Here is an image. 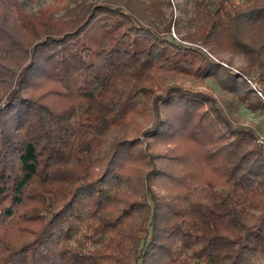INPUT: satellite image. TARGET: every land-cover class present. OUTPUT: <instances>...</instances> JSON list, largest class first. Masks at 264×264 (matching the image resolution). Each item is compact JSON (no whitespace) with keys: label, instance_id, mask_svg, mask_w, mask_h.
<instances>
[{"label":"trees","instance_id":"16d2710c","mask_svg":"<svg viewBox=\"0 0 264 264\" xmlns=\"http://www.w3.org/2000/svg\"><path fill=\"white\" fill-rule=\"evenodd\" d=\"M49 1L0 0V264H257L263 143L164 79L259 107L189 44L264 66V0Z\"/></svg>","mask_w":264,"mask_h":264},{"label":"rangeland","instance_id":"374dc122","mask_svg":"<svg viewBox=\"0 0 264 264\" xmlns=\"http://www.w3.org/2000/svg\"><path fill=\"white\" fill-rule=\"evenodd\" d=\"M49 2V0H46L45 3ZM165 2L166 5L162 7L163 19L162 21L160 20V22L157 20V22L161 23L160 25L164 24L168 19L177 21L180 17L179 6L184 0H165ZM40 3L43 2L40 1ZM171 34L176 40H179L181 37V34H178L173 27L171 28ZM189 45H191V47H197L202 52H206L211 59L219 64L220 71H230L239 75V80L244 82L243 89L248 90L251 98L259 103L260 106L252 109L247 108L243 104H235L233 102L234 97L223 91L217 79L211 76L200 78L198 76L192 77L184 74H167L164 83H176L195 93L210 97L227 115L232 125L251 127L255 132V143H263L264 145V82L260 75L261 71L264 72V66L259 67L256 60L240 53L219 50L215 47H209L208 45ZM256 90L261 92V96ZM227 104L231 105L228 107L230 110L227 109ZM148 124L149 123L142 121L141 118L136 117L130 126L138 125L139 127H146ZM256 263L264 264L263 254L257 255Z\"/></svg>","mask_w":264,"mask_h":264},{"label":"built area","instance_id":"2783aa9c","mask_svg":"<svg viewBox=\"0 0 264 264\" xmlns=\"http://www.w3.org/2000/svg\"><path fill=\"white\" fill-rule=\"evenodd\" d=\"M257 91V90H256ZM257 93L261 96V92L260 91H257Z\"/></svg>","mask_w":264,"mask_h":264}]
</instances>
